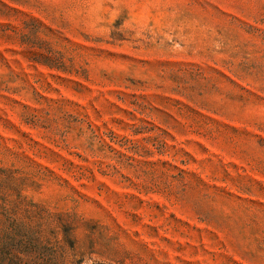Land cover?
I'll return each instance as SVG.
<instances>
[{"label": "rangeland", "instance_id": "1", "mask_svg": "<svg viewBox=\"0 0 264 264\" xmlns=\"http://www.w3.org/2000/svg\"><path fill=\"white\" fill-rule=\"evenodd\" d=\"M0 264H264V0H0Z\"/></svg>", "mask_w": 264, "mask_h": 264}]
</instances>
